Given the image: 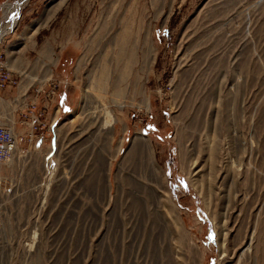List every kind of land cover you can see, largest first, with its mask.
Masks as SVG:
<instances>
[{
	"label": "rangeland",
	"instance_id": "374dc122",
	"mask_svg": "<svg viewBox=\"0 0 264 264\" xmlns=\"http://www.w3.org/2000/svg\"><path fill=\"white\" fill-rule=\"evenodd\" d=\"M18 1L0 0L11 76L0 122L22 150L17 164H0V264H199V253L201 264H227L220 221L231 249L256 225L264 264V0H27L5 18ZM123 17L141 41L138 64L117 95L84 100L101 63L116 65ZM144 45L154 53L142 74ZM101 102L117 118L113 140L92 117ZM137 133L165 182L149 171L148 153L143 165L129 156ZM209 136L223 147L224 169L233 162L216 186L197 159Z\"/></svg>",
	"mask_w": 264,
	"mask_h": 264
},
{
	"label": "bare ground",
	"instance_id": "6f19581e",
	"mask_svg": "<svg viewBox=\"0 0 264 264\" xmlns=\"http://www.w3.org/2000/svg\"><path fill=\"white\" fill-rule=\"evenodd\" d=\"M26 2H27V0H19L17 3H15L16 5H12V4L6 5L7 13L5 12L6 13V17L5 18H8V16L10 14H12L15 10L19 14L20 13V9L23 7V5ZM59 6H60V4L59 5H56L55 10ZM49 18L50 17H47L46 19H49ZM7 20L9 22V24H12V27H13L17 23L18 17L16 19H14V20H9V19H7ZM122 20H123L122 21V27L124 26L123 27L124 28V33L122 35H119V36L116 35V37H114V38L112 37L113 38V41L112 42H113V47H114L113 48L114 50L112 52L113 53L112 55H113V60H115L116 65H115V67H113V65H112L113 62L112 63H111V61L110 62H107V60H104V62L101 63V64H103V66L101 67V71L99 73L97 72V74H98L97 77H96V74H95L94 81L92 82L93 85H91V87L88 88L84 92V95H83L84 96V100H86V99L88 100L89 97L92 95V92H98V91H100L101 93L107 94V91L112 90L113 93L117 95L120 92V90H122V88H123L117 82H121V80H124L125 83H126V81L130 79V76L132 74V70H133L134 66H136L138 64L139 52H138L137 46L141 43L140 38H139L138 35H136L135 37H133L132 36V33L130 32L131 29L128 27L129 25L126 22L127 20H125L124 17L122 18ZM7 32H8V28H5V27L4 28H1V26H0V40L3 38V36ZM148 38L149 37L146 38V42H145V44H147V46L149 44V43H147L149 41ZM145 46L146 45H144V48L142 49V54H141V61L142 62H141V71L140 72H142V74L148 72L149 66L151 64V54L154 53V51H152V50H145ZM116 47L118 48V50H116ZM10 60L12 62V59H10ZM81 64H82V62H81ZM124 81H123V83H124ZM138 83H140V78L137 76L136 77V84H138ZM135 89H136V87H135ZM102 97H104V96H102ZM144 103H145L146 107L149 109V106H150L149 101L145 100ZM92 117L95 120L94 123H96L97 126L99 125L100 130H104L110 136V140H113L114 137H115L114 136V130L113 129H114L115 125H116L117 118H116L115 114L111 110L108 109V107L105 105L104 102L98 103L97 106L94 107V111L92 113ZM213 118H215V116ZM215 119H214V121H212V124L213 125L216 122ZM204 122H206V121H204ZM209 138L212 139V140H210V139L207 138V141L210 140V143H208L207 145H206V143L205 144L203 143L202 145H199L198 146V149H197V151L199 150L198 151V154L200 155L201 153H203V156L200 155V156H198L197 159L199 161H201V163H204V165L199 164L200 165L199 168H201L202 171H205L206 170V173H208V175H207L206 178L209 181V184L211 183V184H214L216 186V184L218 183V181L219 180H222L223 170L224 171L227 170V168H228L227 166H229V165L231 166L233 162L231 164L229 163V165L226 162L227 163V165L225 167L226 169H224V164H225L224 158L225 157H224V154L222 152V148L223 147H222V145H220V146L218 145V142L220 144V141L216 140V138L214 136H212V138L209 136ZM181 142L182 141L180 139V143ZM231 143H232V141H231ZM234 145H236V144H234ZM231 148H232V146H231ZM231 148H229V149H231ZM119 149H120V147H119ZM183 151H184V149H183V146H182V149H181L182 158H183V160H185ZM19 152H20L19 150H18V152L16 150L15 155L17 153H19ZM228 152H227V154H228L227 157H229V154H230ZM233 152H234V150H233ZM144 153H148L149 156H150V158H151V162H150V165H149V171H151L152 174L154 173L157 176H159L160 179H161V181L165 182L166 180L164 179V175L162 174L160 168L155 163V160H154V157H153V147H152V143L143 134L137 133L136 134V138H134L133 141H132V147H131V151L129 153V156H133V157L136 156V158L138 159V162L143 165L144 164V162H143V159H144V156L143 155H144ZM237 153L239 154L238 151L235 152V154H237ZM117 154L116 155L112 154L111 155V158H113V157L115 158L117 156ZM231 157H230V159H231ZM131 158L132 157H129V159H131ZM204 158H207V159L203 162ZM251 158L252 157L249 156L248 157V160H247L249 166L251 164ZM228 169H230V168H228ZM231 169H232V167H231ZM224 176L226 178L228 177V175H224ZM155 179H157V178L155 177ZM223 179H224V177H223ZM165 185H166L165 186V188H166L167 187V184H165ZM209 188L211 190V186ZM163 190H165V189H163ZM163 193H166L165 195L163 194L164 198L166 197L167 199H169V200H167L165 198L166 199L165 202H168L170 204V202L172 201V199L170 198L169 193L166 190H165V192L163 191ZM246 201H247L246 198L245 199L244 198L242 199V202H246ZM172 203L173 202H171V204ZM162 204H164V202H162ZM244 204L245 203H243V205ZM233 205H234V207L236 206L235 204H233ZM173 206H174V204H173ZM173 206H171V208H172L171 210H173V212L175 213V217L174 218L176 219V224L180 226L181 230H183V229L185 230V227L183 225H181L180 222H179L180 219H179V216H178L177 207L176 206L173 207ZM255 207H257V206H255ZM165 208L167 209V207H165ZM258 209H259V211H261L262 207L259 206ZM257 211L258 210L256 208V212ZM168 212H169V210H168ZM241 212H239V216L241 215ZM170 213H172V212L170 211ZM6 215H7V212L4 210L3 223L6 220V218H5ZM257 215L259 216V214H257ZM251 219H253L252 218V215H251ZM250 229H251V231L249 232ZM216 230H217V232L219 234L220 239L222 240V242L220 244L221 245V248H222V251L221 252L224 254L227 264H247L246 263L247 260H249V261L253 260V264H257V258H256L257 257V255H256L257 246H256V240H257V232L258 231H257L256 225L255 226L253 225L252 228H247V231H246L247 234L244 236L243 240L235 248H233V249H231L229 247L230 245L229 246L228 245L226 246V242L229 240L228 239L229 237L227 238L228 240L226 241L225 238H224V236H223L225 233H224V230H223V226L221 225V221L218 224H216ZM185 233L188 234V232H185ZM226 237H227V235H226ZM224 256H222V257H224ZM201 261H202V257H201V254L199 253V255L197 256V263L201 264Z\"/></svg>",
	"mask_w": 264,
	"mask_h": 264
},
{
	"label": "built area",
	"instance_id": "2783aa9c",
	"mask_svg": "<svg viewBox=\"0 0 264 264\" xmlns=\"http://www.w3.org/2000/svg\"><path fill=\"white\" fill-rule=\"evenodd\" d=\"M10 77V73L6 67V62L2 60L0 55V90L7 87V85L11 81ZM1 100L2 99H0V101ZM36 121L38 122V124H40L38 118H36ZM28 136V140L31 141L34 137L32 128ZM16 150L17 152L18 150L20 152L15 155ZM21 152L22 150L19 147L17 135L15 134L12 127L0 122V164H3L5 166H8V164L12 162H16L17 164L18 158L21 157ZM26 152L27 151L24 152L23 156L26 154ZM3 214L4 210L2 211L0 206V227L3 223Z\"/></svg>",
	"mask_w": 264,
	"mask_h": 264
},
{
	"label": "crops",
	"instance_id": "0c3cea01",
	"mask_svg": "<svg viewBox=\"0 0 264 264\" xmlns=\"http://www.w3.org/2000/svg\"><path fill=\"white\" fill-rule=\"evenodd\" d=\"M44 20H45V17H44V19H43V22L40 23V24L36 27V29L34 30V33H35V31H37L41 26H43V25L48 21V20H47V21H44ZM57 111L60 112V109H58ZM58 112H57V113H58ZM57 113H55L56 116L54 115V117H55L54 119H56V117H57Z\"/></svg>",
	"mask_w": 264,
	"mask_h": 264
}]
</instances>
